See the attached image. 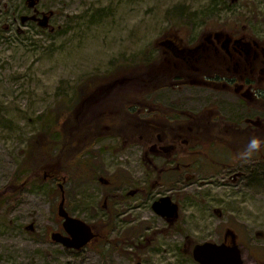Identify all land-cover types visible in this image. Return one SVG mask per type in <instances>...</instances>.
<instances>
[{
    "label": "rangeland",
    "instance_id": "1",
    "mask_svg": "<svg viewBox=\"0 0 264 264\" xmlns=\"http://www.w3.org/2000/svg\"><path fill=\"white\" fill-rule=\"evenodd\" d=\"M215 32L264 44V0H0V189L18 178L30 139L69 116L88 81L155 60L170 50L166 40L192 48ZM146 98L143 118L212 109L220 125L264 119L244 99L194 83ZM207 144L157 156L151 145L104 137L59 178L22 179L0 199V264H199L196 243L224 241L239 246L242 264H264V148L239 156ZM58 184L70 215L110 227L82 250L50 239L61 231ZM162 196L178 206L172 224L152 209Z\"/></svg>",
    "mask_w": 264,
    "mask_h": 264
},
{
    "label": "trees",
    "instance_id": "2",
    "mask_svg": "<svg viewBox=\"0 0 264 264\" xmlns=\"http://www.w3.org/2000/svg\"><path fill=\"white\" fill-rule=\"evenodd\" d=\"M191 64L161 51L155 60L135 70L88 81L81 87L83 93L70 115L58 116L49 130L30 139L27 156L18 170L19 176L0 189V199L18 191L22 179L41 181L44 172L50 178H59L104 137H117L125 144L140 143L146 148L155 144L177 145L180 140H186L188 146L223 141L239 156L258 147L261 140L264 141V126L256 133L255 129L241 127L237 122L220 125L214 121V133L208 134L211 126L201 116L213 112L220 117V113L212 109L173 121L158 115L149 118L139 115L138 110L144 108L142 104L150 93L189 83ZM203 85L207 87L206 82ZM262 102L258 107L264 110V99ZM196 129L200 133H196Z\"/></svg>",
    "mask_w": 264,
    "mask_h": 264
},
{
    "label": "flooded vegetation",
    "instance_id": "3",
    "mask_svg": "<svg viewBox=\"0 0 264 264\" xmlns=\"http://www.w3.org/2000/svg\"><path fill=\"white\" fill-rule=\"evenodd\" d=\"M26 16L34 17L33 19L29 18L27 20L30 22H37L39 19L38 15ZM216 34H218V36H215ZM168 41L171 43L170 40ZM171 45L174 49H170V51L166 50L165 53L167 55L181 58V61L187 64L192 63V79H190L189 82L199 87H205L203 84L206 82L207 88L213 91L232 94L240 100L244 99L245 105H247L251 111L263 110L258 106L263 103L262 100L264 99V44L245 36L243 33L241 36L239 34L215 32L208 34L197 45L184 50L183 53L178 52L179 45L177 43ZM204 69L206 71H203ZM202 72L205 73L203 74ZM162 117L165 118L164 116ZM201 118L203 120L205 118L208 124L209 122L214 123V121L218 120L213 112L207 113L203 115V117L201 116ZM243 120L245 126H242V118L235 122L239 123L241 127L249 126L251 129H255L256 133L261 131L264 126V119L258 116L255 118L248 116L243 118ZM195 132L200 133V130L196 129ZM219 132L221 131L219 130ZM207 133H214V130L209 129ZM180 142V144H168V146L155 144L150 147L149 150L156 153L157 156L159 154L163 155L160 153L161 151L166 152L170 149L172 151L179 150L180 146L185 145L187 141L180 140ZM210 143L211 144H207L204 147L209 149L213 144H219L221 147L225 145L223 141H210ZM155 146L158 148L156 149ZM201 146L203 147V145ZM262 148H264L263 140H261L260 145L254 148L253 151ZM170 222V224H172V221ZM90 226L95 236L80 250L89 246L110 228L107 226V228L102 231L100 229L101 226L98 227L95 224H90Z\"/></svg>",
    "mask_w": 264,
    "mask_h": 264
},
{
    "label": "water",
    "instance_id": "4",
    "mask_svg": "<svg viewBox=\"0 0 264 264\" xmlns=\"http://www.w3.org/2000/svg\"><path fill=\"white\" fill-rule=\"evenodd\" d=\"M29 18L33 19L34 17L24 15L21 17V21L24 23ZM215 36H218V34ZM178 52L183 53L184 50ZM44 177H46V173H44ZM59 187L62 190L61 184H59ZM151 206L156 214L168 221H174L178 217V206L172 202L169 196L159 198ZM57 214L62 218V228L65 234L59 231L52 232L50 239L53 242L66 248L80 250L94 238L95 234L87 222L70 215L66 211L63 193L57 208ZM192 257L199 264H242L241 251L237 244L197 243L192 248Z\"/></svg>",
    "mask_w": 264,
    "mask_h": 264
}]
</instances>
